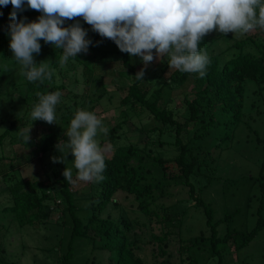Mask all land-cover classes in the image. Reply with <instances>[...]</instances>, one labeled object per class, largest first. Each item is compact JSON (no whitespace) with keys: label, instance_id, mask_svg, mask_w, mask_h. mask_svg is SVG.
Listing matches in <instances>:
<instances>
[{"label":"trees","instance_id":"1","mask_svg":"<svg viewBox=\"0 0 264 264\" xmlns=\"http://www.w3.org/2000/svg\"><path fill=\"white\" fill-rule=\"evenodd\" d=\"M0 21L1 58L6 53L2 48L9 44V22L3 20L2 15ZM76 21H80L81 26L87 30V38L93 42L92 45L104 46L97 49L95 46L91 48V45L87 54H78L77 59L70 58L65 66L59 65L58 55L50 58L49 67L53 71L50 80L30 83L23 76L26 96L22 103L31 110L38 100V94L56 90L62 93L65 89L58 105L61 111L58 118L62 120L66 130L78 109L93 111L103 98L111 100L112 95L107 94L102 77L95 76V71L99 66L105 65L112 55H116L121 66L118 70L113 69L118 77L115 89L124 95L117 105L119 113L115 117L116 123L108 127V136H102L101 139L102 144L108 141L113 149L112 155L106 158L103 173L105 178L99 183L86 182L84 187L76 186L74 170L73 181H65L62 173L68 164H72L73 157L70 153L64 157L65 163H48L43 178H17L12 173L14 171L6 167V156L1 155L0 196L4 200L0 201V232L8 231L3 223L8 216H12L18 226L46 224L49 212L56 205V199H59L63 204L61 213L70 218V222L63 219L60 223L69 228L71 233L64 251L57 256V264H72L73 244L77 237H85L94 247L109 251L112 264H202L197 253L203 252L207 255L203 254L207 260L205 264H226L229 248H233L235 252L241 250L264 230V159L260 173L255 178L261 194L257 219L246 230L228 225L237 211L215 219L211 204L206 203L199 194L198 196L197 190H202L212 180L216 150L234 138V131L240 124L251 128L250 122L245 119L247 83H255L260 89L264 86V31L258 30L236 40L222 53L211 51L215 40L206 34L202 38L200 50L207 53L210 64L203 78L196 74L181 73L176 69L168 77H164L169 68V57L165 55L157 65L146 69L143 81H136L133 77L138 72L141 61H135L134 56L121 52L111 40L92 31L82 17L66 20L65 26ZM90 50L92 54H89ZM52 52H55V48L44 43L43 53ZM7 58L10 59V56ZM79 65L83 66L85 83L88 87L91 86L90 92H96V97L90 93H75L71 88L74 81H60L68 76L70 70L74 76ZM190 81L193 83L192 88L178 93L183 106L181 112V109L171 105L173 89L181 88ZM132 116L138 119L148 118L141 127L134 129L143 137L134 143H121L122 138L128 139V131L123 129ZM250 117L251 115L248 119ZM19 121L20 117L11 120L9 127L0 133V144L10 138L12 143L32 147L26 156L27 162L46 157H50L53 162L54 157L61 155L57 144L67 140L63 128L49 127L47 131L31 137L25 143L22 138L25 131L21 130ZM226 124L230 129L224 126ZM221 127L224 129L223 133ZM256 140L263 144L264 149V140L258 136ZM156 143L158 146H175L177 156L166 159L159 152L155 153L156 149L153 147ZM146 157L152 161L150 164ZM134 160L137 164L133 163ZM154 167L161 171L158 179L153 173ZM203 179H206L205 182L197 185ZM170 181H173L172 186L179 187L176 201L172 200L175 193ZM118 191L131 198L126 206L128 211L115 199L114 195ZM191 200L195 201L194 207L201 209L209 233L200 231L188 238L179 237L176 249L178 260H175L174 253L169 249L171 235H178L181 231L182 218L189 210L188 201ZM109 204L119 208L118 214L108 213L102 216ZM223 222H227L225 230L218 231V226ZM152 224H157V227ZM142 226L150 228L147 242L152 246V255L161 256V260L149 263L140 255L145 242L135 229ZM10 254L7 253L5 244L0 242V264H18ZM212 259L214 262H210Z\"/></svg>","mask_w":264,"mask_h":264},{"label":"rangeland","instance_id":"2","mask_svg":"<svg viewBox=\"0 0 264 264\" xmlns=\"http://www.w3.org/2000/svg\"><path fill=\"white\" fill-rule=\"evenodd\" d=\"M12 10V6L9 4L4 7H0V13H3V20L10 23L9 12ZM41 13L37 10L27 8L25 11L18 13V19L26 18L27 21H34L40 16ZM2 21H0L1 23ZM259 29L249 32L246 35L253 34ZM246 35L233 34L231 32L227 34H221L216 31L208 33V36L215 40L212 45L211 51L215 53H222L224 50L231 46L236 40L244 38ZM41 43V51L39 54H34L35 62L39 63L41 61H50V58L58 55L60 59V51L55 49V52L51 54L43 53L44 42ZM95 46L97 49L102 48L104 45H92L91 48ZM110 48V47H109ZM2 49L5 50V55L0 58V133L4 131L5 128L9 127L11 120H17V117L21 118L18 125L22 131H25L30 126V108L22 103V100L26 96V88L23 75L20 72V66L12 58L11 50L8 45L4 46ZM101 50V49H100ZM115 49H112V51ZM94 51V50H93ZM92 50L89 54H92ZM10 56V59L7 58ZM111 56V55H109ZM116 55H112L110 60L103 66L95 71V76H101L104 85L107 89V94L112 95L111 100L108 98H103V100L96 104L94 112L100 117L103 123L107 127H111L116 123L115 117L119 113L117 105L122 92H118L115 89V80L118 78L117 72L121 64ZM163 57L155 56L154 59L146 67L139 63L138 71L144 68L146 72L147 68L150 66L157 65L162 61ZM135 61L140 60L139 57L134 56ZM141 61V60H140ZM60 66H65L61 65ZM174 68L169 67L164 73V77H168ZM71 71V70H70ZM68 72V76L63 77L60 81L73 82L75 84L71 85L72 90L75 93H90L91 86L88 87L87 83L84 81L83 77V66H77L75 70V75L73 72ZM63 75V74H61ZM60 75V76H61ZM193 86L190 81L183 85L181 88L173 89V102L172 106L181 109L183 112V106L181 103V96H178L180 90L189 91ZM66 90H62V93ZM96 92H94L93 97H96ZM107 96V95H106ZM264 86L260 89L255 83H247L246 91V122H250L251 128H247L245 125L240 124L234 131V138L232 140L226 141L221 148L215 152V169L212 173V180L208 185H205L202 190H197V195L199 194L206 203H210L214 210V218L219 219L226 213L235 214L233 220L228 222L231 227L237 229H248L250 228L257 219V208L259 206L261 197L260 188L258 183L255 182V178L259 175L262 168L261 163L264 159V149L263 144L258 143L256 140L257 136L264 140ZM64 99V98H63ZM67 100V99H66ZM65 101V99H64ZM30 105V104H29ZM59 105V104H58ZM57 105V120L56 124H48L42 120H36L32 122V126L29 131V137H34L41 132L47 131L49 127L55 128H66V126L61 123L62 120L58 118L61 111L58 109ZM249 115H251L250 119ZM148 118L138 119L136 116H132L130 120L124 126L123 131H128V139L122 138L121 143L140 141L143 135L138 134L134 129L139 128L142 124L147 121ZM228 127V124L224 125ZM221 133H223V127L220 128ZM63 131V130H62ZM65 131V129H64ZM102 136L100 137V140ZM110 144L108 141L103 144ZM111 145V144H110ZM205 147H207L205 145ZM155 153L159 152L162 157L166 159H172L177 156L178 151L175 146L164 144L158 146L157 143L153 147ZM32 147L26 146L22 143H12L10 138H6L0 144V156L5 155L6 167L11 169L12 173L16 175L17 178H28V179H39L44 177V171L46 170V165L49 164H61V162H51L50 157H46L42 160L34 158L33 160L27 162L26 156L30 153ZM205 150V149H204ZM112 152L107 156L110 157ZM147 158V157H146ZM148 164L152 161L148 159ZM137 164V161H133ZM72 164H68L66 167H71ZM10 170V171H11ZM74 172V171H73ZM153 173L158 179L161 176V171L158 167L153 168ZM214 174V176H213ZM206 179H203L197 185L204 183ZM173 181H170L171 183ZM86 182L75 181L76 186L84 187ZM172 191L175 193L173 201L178 198L177 192L179 191L178 186H172L170 184ZM198 195V196H199ZM117 202L122 203L125 210L128 211L126 206L131 202L130 197H126L125 193L118 191L114 195ZM4 197L0 196V201L4 200ZM195 201H188L189 210L186 212L185 216L182 218L181 231L178 235H171V243L169 249L174 253V259H177L176 249L179 245L178 238H188L189 236L196 235L200 231H205L207 233L208 229L205 225V217L201 211L195 206ZM63 204L59 199H56V205L48 214L46 224H36L35 226L24 225L18 226L12 216H8L3 220V223L8 228L7 232H0V242L4 243L7 248V253H11L10 257L12 260L19 262L20 264H57V256L64 251L70 239L71 230L67 227H63V219L66 222H70V218L67 214H62ZM119 208L111 204L108 205L107 209L102 216L108 213L117 215ZM59 219V222L57 220ZM61 222V223H60ZM227 222L220 223L218 226V231L225 230ZM157 227V224H152ZM157 231V230H156ZM136 233H140L143 237L142 240L145 242L143 248L140 250V255L152 263L154 260H161V256L152 255V246L147 241L149 240L150 228L148 226H142L135 229ZM55 250H52L53 247ZM74 258L72 264H112L111 253L109 251H104L100 248L94 247L93 243L85 237H77L74 240ZM198 252V251H197ZM207 256L205 252L198 254L202 264H205L207 260L204 256ZM228 255H226V264H264V230L261 231L257 237L249 243L247 246L243 247L241 250L235 252L233 248H229ZM214 262L212 259L210 262ZM18 263V264H19ZM211 264V263H208Z\"/></svg>","mask_w":264,"mask_h":264},{"label":"clouds","instance_id":"3","mask_svg":"<svg viewBox=\"0 0 264 264\" xmlns=\"http://www.w3.org/2000/svg\"><path fill=\"white\" fill-rule=\"evenodd\" d=\"M9 4L8 47L30 83L53 76L51 61L34 60V54L41 51V40L60 51L61 65L77 59L78 54H87L93 42L80 21L65 26L66 20L76 17H82L92 31L111 40L121 52L139 57L145 67L153 61L154 50L156 57H169V67L200 78L210 64L207 53L200 50L206 34L216 31L243 36L256 29L264 31V0H0V7ZM27 8L41 15L34 21L18 19V13ZM144 74L142 68L133 78L143 81ZM61 97L59 90L38 94L30 126L22 136L25 143L33 121L56 124ZM108 134L109 128L94 111L78 109L74 113L64 131L67 140L57 144L61 155L53 158V162L65 163L64 157L72 155V166L62 173L65 181H73L74 170L79 181L104 180L106 158L113 149L102 144L100 137Z\"/></svg>","mask_w":264,"mask_h":264}]
</instances>
